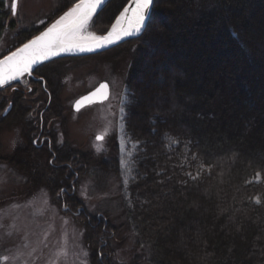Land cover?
<instances>
[{"label": "trees", "instance_id": "16d2710c", "mask_svg": "<svg viewBox=\"0 0 264 264\" xmlns=\"http://www.w3.org/2000/svg\"><path fill=\"white\" fill-rule=\"evenodd\" d=\"M76 1L65 0L61 10ZM127 2L111 0L95 16L97 25L105 14L101 33ZM46 26L16 30L0 0V38L14 32L0 58ZM145 30L111 55L127 61L123 121L138 150L132 204L122 202L125 220L77 215L94 264H112V243L124 239L137 257L130 264H264V0H154ZM43 76L50 102L38 83L37 99L14 92L10 115L0 116V128L6 122L23 128L21 145L0 153V163L16 169L26 188L46 187L76 213L83 206L79 180L96 170L116 176L118 161L94 162L47 132L58 111L47 117L39 108V101L48 107L56 99ZM43 131V144L41 134L34 144Z\"/></svg>", "mask_w": 264, "mask_h": 264}, {"label": "rangeland", "instance_id": "374dc122", "mask_svg": "<svg viewBox=\"0 0 264 264\" xmlns=\"http://www.w3.org/2000/svg\"><path fill=\"white\" fill-rule=\"evenodd\" d=\"M4 1L6 9L9 10V20L13 22L16 30L29 31L42 28L46 24L48 26L79 0L63 10L61 9L65 6V0H18L16 14L11 11L12 0ZM102 16L95 21L97 25L92 21L95 17L89 22V32L103 34L98 26L99 22L100 25L103 24L102 19L105 20ZM116 16L111 22L107 19L110 22L108 28ZM13 33L4 31L0 38V54L10 46ZM116 52L117 49L112 48L104 53L62 58L42 65L39 71L48 76V85L56 99L48 107L39 101L40 106L33 108L36 110L39 106L47 117L54 110L58 111L57 117L52 118L51 125L46 128L48 131H45L55 134L63 149L73 148L89 155L94 162L116 157V176L90 170V175L82 177L78 182L77 197L83 206L78 207L74 213L63 201L58 205L46 187L26 188L23 184L24 178L16 169L0 163V264H94L85 226L77 215L83 210L97 216L105 212L115 223L125 220L126 213L122 202L132 204L128 186L134 179V155L138 150V143L131 141L125 132L123 118L127 88L124 79L127 61L121 59L113 62L111 55L114 56ZM108 56L111 60L106 58ZM25 79L26 77L4 90L6 100L1 101L6 102L0 116L2 114L6 118L10 115L11 111L6 116L3 113L15 99L14 92H22L23 98L28 100L37 99L38 83L41 85V82L32 79L27 82ZM101 82L109 84L108 100L74 111L73 103ZM41 88L43 89L42 85ZM20 107L31 108V105L21 103ZM32 125L36 127L34 123ZM18 127V124L10 125L6 122L0 128V153L11 154L21 145L23 128ZM45 131L40 133L42 137ZM36 134L39 136V132ZM97 135L104 139L98 141ZM112 139L116 144L115 154L112 152ZM255 180H260V177ZM132 244L131 239H124L123 244L118 241L116 246L113 242L111 263L130 264L129 262L135 261L136 255L129 251ZM139 259L145 262L143 257ZM99 264L104 263L101 260Z\"/></svg>", "mask_w": 264, "mask_h": 264}, {"label": "snow or ice", "instance_id": "6c2138e0", "mask_svg": "<svg viewBox=\"0 0 264 264\" xmlns=\"http://www.w3.org/2000/svg\"><path fill=\"white\" fill-rule=\"evenodd\" d=\"M106 2L107 0H79L38 36L5 56L0 60V84L6 80L19 78L20 75L29 72L34 64L61 53L91 52L115 44L124 37L142 34L154 0H130L129 5L120 11L106 34L97 35L89 32V21L97 9L102 8ZM11 11L13 14L17 13L18 0H12ZM106 88V84H101L91 95L106 98ZM83 99L87 100L89 97ZM76 106L79 109L80 101H77ZM96 139L99 141L104 137L97 135Z\"/></svg>", "mask_w": 264, "mask_h": 264}, {"label": "water", "instance_id": "95a60500", "mask_svg": "<svg viewBox=\"0 0 264 264\" xmlns=\"http://www.w3.org/2000/svg\"><path fill=\"white\" fill-rule=\"evenodd\" d=\"M111 0H107L106 3H104L103 7L102 8H98L97 11L93 14V18L103 9L105 8V6L110 2ZM79 2V1H78ZM129 2L130 0H128V2L124 5V7L128 6L129 5ZM154 3V2H153ZM123 7V8H124ZM71 8V7H70ZM123 8L121 9V11L123 10ZM152 8H153V4L150 6V9H149V13H148V16L146 17V20H145V27L144 29L142 30V34L143 32L145 31L146 27H147V24L149 22V19H150V16H151V13H152ZM64 13V12H63ZM120 13V12H119ZM119 13L117 14V16L119 15ZM63 15V14H61ZM60 15V16H61ZM59 16V17H60ZM116 16V17H117ZM58 17V18H59ZM57 18V19H58ZM92 18V19H93ZM91 19V20H92ZM91 20L89 22H91ZM54 22V21H53ZM52 22V23H53ZM115 22V19L113 21V23ZM52 23H50L48 26H50ZM47 26V27H48ZM47 27H45L42 31H44ZM111 29V26L107 29V31H109ZM40 31V32H42ZM107 31L105 33H103L102 35L106 34ZM40 32L36 35H34L33 37H31L30 39H28L26 42L24 43H27L29 40H31L32 38H34L35 36H38L40 34ZM142 34H138V35H133V36H128V37H124L122 38L120 41L116 42L115 44H112V45H109L108 47L106 48H102V49H97L95 51H91V52H79V51H75V52H66V53H61L57 56H54V57H51L49 58L48 60H45V61H42L40 63H37V64H34L32 66V68L29 70V72H26L22 75L19 76V78L15 79V80H6L3 84H0V89L2 88H5V87H8V86H11L15 83H19L23 78L25 77H28V76H31L33 74V72L38 69L40 66L46 64V63H49L51 61H54V60H57V59H62V58H70V57H84V56H88V55H93V54H99V53H103L107 50H110L112 48H115L119 45H121L122 43L126 42V41H129V40H134V39H137L139 38L140 36H142ZM23 43V44H24ZM23 44L19 45L18 47H16L14 50L10 51L9 53H7L6 55L2 56L0 58V60H3L5 56H8L10 55L11 52H14L16 51L17 48L21 47ZM101 84H106L107 85V88L105 89V95H106V98L104 96H101V95H96V96H92L91 94L93 92H96L100 85ZM110 96V87H109V84L107 82H101L96 88H94L93 90H91L90 92L84 94L83 96H81L79 99H77L74 103H73V110L75 111H78L80 109H82L83 107H86V106H89V105H92V104H97V103H102L106 100H108ZM84 97H89V99L85 100L83 99ZM77 101H80V106H79V109H77ZM11 108V104H9L6 108V110L4 111L3 115H5ZM101 136V135H100Z\"/></svg>", "mask_w": 264, "mask_h": 264}, {"label": "flooded vegetation", "instance_id": "af4514ba", "mask_svg": "<svg viewBox=\"0 0 264 264\" xmlns=\"http://www.w3.org/2000/svg\"><path fill=\"white\" fill-rule=\"evenodd\" d=\"M30 79H32V80H35V81H38V82H41V85H42V87H43V89H44V91H47L46 90V85H45V77L43 76V74L41 73V72H36V74L35 73H33L32 74V76H30V77H26V79H25V81L27 80V82H29L30 81ZM43 85H45V87L43 86ZM47 93H48V96H49V102H50V100H51V94L47 91ZM107 101V100H106ZM106 101H104V102H106ZM48 102V103H49ZM103 103V102H102ZM11 104V108H10V110L4 115V116H6L7 114H9L10 113V111H11V109H12V103H10ZM97 104H100V103H97ZM83 108H85V107H83ZM82 108V109H83ZM45 109H46V107H45ZM81 110V109H80ZM79 111V110H78ZM8 116V115H7ZM41 133V132H40ZM40 133H39V136L37 135L36 137H35V139H34V141H35V143L34 144H36V142L38 141V138L40 137ZM46 139V137L44 136V137H41V144H39V145H42L43 144V141Z\"/></svg>", "mask_w": 264, "mask_h": 264}]
</instances>
